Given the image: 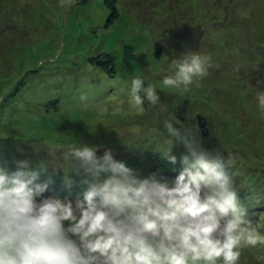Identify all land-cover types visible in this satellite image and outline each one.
Wrapping results in <instances>:
<instances>
[{
	"label": "rangeland",
	"instance_id": "374dc122",
	"mask_svg": "<svg viewBox=\"0 0 264 264\" xmlns=\"http://www.w3.org/2000/svg\"><path fill=\"white\" fill-rule=\"evenodd\" d=\"M114 1L117 16L107 0H0V164L14 171L26 160L40 170L38 183L49 184L45 196L74 201L86 187L83 176L73 171L69 187L63 168L49 163L55 154L63 164L57 145L72 138L97 147L98 155L123 156L118 160L143 176L173 180L187 149L173 146L172 165L159 152L156 129L170 139L163 118L175 116V128L223 160L248 213L264 197V110L256 101L257 91L264 92V0ZM189 51L211 58L207 75L188 92L158 89L164 113L159 106L148 111L146 101V111L126 114L122 82L151 75V66L153 73L170 68L161 60ZM106 54L112 75L94 62ZM198 113L207 117L206 137ZM263 247L245 248L241 262L264 264Z\"/></svg>",
	"mask_w": 264,
	"mask_h": 264
},
{
	"label": "clouds",
	"instance_id": "9594fccd",
	"mask_svg": "<svg viewBox=\"0 0 264 264\" xmlns=\"http://www.w3.org/2000/svg\"><path fill=\"white\" fill-rule=\"evenodd\" d=\"M161 62L171 67L153 73L151 66V75L122 82L126 114L146 111V101L148 111L159 106L164 113L157 90L190 91L207 75L211 58L189 51ZM256 101L264 110V92L257 91ZM163 122L171 137L156 129L163 158L175 165L173 146L187 149L173 180L143 176L111 150L101 156L97 147L72 138L57 145L63 164L55 154L49 163L63 168L69 187L73 171L83 176L86 187L74 201L45 196L49 184L38 183L40 170L28 161H17L14 171L0 164V264H241L245 248L264 246L223 160L211 158L191 132L175 128V116Z\"/></svg>",
	"mask_w": 264,
	"mask_h": 264
},
{
	"label": "trees",
	"instance_id": "16d2710c",
	"mask_svg": "<svg viewBox=\"0 0 264 264\" xmlns=\"http://www.w3.org/2000/svg\"><path fill=\"white\" fill-rule=\"evenodd\" d=\"M107 1H108L109 5L113 8L112 15L113 16H117L118 15V11H117V9H116V7L114 5L115 1L114 0H107ZM155 53H156L157 56L161 55L162 54L161 48L156 49V52ZM1 54H2V52H0V58L2 57ZM104 58H105V60H101V58H98V59L94 60V62H96L97 66H99V67H101L103 69L108 70L110 72V74L112 75L114 73V71H115L114 64H113V59L108 54H106V56ZM138 151L139 152H142L140 149ZM128 152H130V150L128 151V149H125V151L122 152V153L127 154ZM17 154H18V152L15 155H17ZM143 155H145L144 152L141 153V158H142ZM123 158L124 157L121 156V157H119L117 159H123ZM141 158H139V159H141ZM46 170H51V169L49 168V169H46ZM44 172H45V170H44ZM52 172L53 171H50V174L51 175H52ZM61 175L58 178H55V177L52 176L51 179L52 180H57V179L60 180L62 178ZM239 175H241V174L239 173ZM45 176L46 175H43L42 177H45ZM261 191H262V194H264V187L263 186L261 187ZM263 216H264V197L261 198V199L258 198V202L257 203H252L251 202L250 206L248 207V213H247V219L249 221H251V223H252L253 226L258 225V231H259V229H261L262 230V234H264V218H261ZM244 259H245V257H244ZM241 264H247V262H243L242 261Z\"/></svg>",
	"mask_w": 264,
	"mask_h": 264
},
{
	"label": "water",
	"instance_id": "95a60500",
	"mask_svg": "<svg viewBox=\"0 0 264 264\" xmlns=\"http://www.w3.org/2000/svg\"><path fill=\"white\" fill-rule=\"evenodd\" d=\"M184 107H185V105H183L180 108V110H182ZM196 118H197L198 126L200 128L201 135L203 137H206L209 134V128L207 126V117L204 116L201 113H198L197 116H196Z\"/></svg>",
	"mask_w": 264,
	"mask_h": 264
}]
</instances>
